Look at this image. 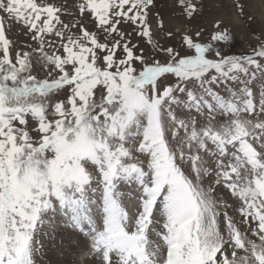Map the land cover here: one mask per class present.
<instances>
[{
  "label": "snow or ice",
  "instance_id": "6c2138e0",
  "mask_svg": "<svg viewBox=\"0 0 264 264\" xmlns=\"http://www.w3.org/2000/svg\"><path fill=\"white\" fill-rule=\"evenodd\" d=\"M71 8L0 0V264L58 225L94 264H264V31L230 54L219 21L198 42L156 0Z\"/></svg>",
  "mask_w": 264,
  "mask_h": 264
},
{
  "label": "rangeland",
  "instance_id": "374dc122",
  "mask_svg": "<svg viewBox=\"0 0 264 264\" xmlns=\"http://www.w3.org/2000/svg\"><path fill=\"white\" fill-rule=\"evenodd\" d=\"M58 2L68 6V10L71 11V6L77 0H58ZM156 3L157 9L162 13L166 28L174 31L179 30L180 34H183L185 27L191 28L193 33L203 29L198 42H208L210 33L213 32V24L219 21L221 28L227 29L233 37L231 47L225 49L230 54L251 52L253 47L258 46L257 37L264 31V0H199L200 14L190 23L181 17L177 0H156ZM237 4L242 5L243 15L240 14ZM13 39H20V37L13 36ZM161 42L164 43V41ZM172 43L179 47V35ZM41 75H44V73L41 72ZM259 88V84L254 86V91L257 92V95ZM218 195L223 197L225 192L220 191ZM135 202L136 194L132 192V199L126 202V206L131 212L136 211ZM59 219L60 217H57V220ZM59 231L62 232V225H58L54 235H58ZM37 240L41 251L35 256V264H49L48 253L54 247V240L51 238L50 230L47 227L41 230ZM80 252L83 253L79 254V264H94L90 240L89 242L87 241L86 247Z\"/></svg>",
  "mask_w": 264,
  "mask_h": 264
},
{
  "label": "bare ground",
  "instance_id": "6f19581e",
  "mask_svg": "<svg viewBox=\"0 0 264 264\" xmlns=\"http://www.w3.org/2000/svg\"><path fill=\"white\" fill-rule=\"evenodd\" d=\"M87 231V229H86ZM60 232V231H59ZM62 235V232H60L57 236L56 239L54 240V247L51 249V252L48 253L49 255V264H79L78 262V257H80V252L82 251L85 247L86 244L80 245V246H75L74 251H70L68 249L65 248L64 251H61L59 248V244H60V237ZM83 238L89 242L90 238L87 237L86 235H83ZM59 243V244H58Z\"/></svg>",
  "mask_w": 264,
  "mask_h": 264
}]
</instances>
